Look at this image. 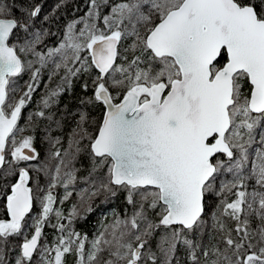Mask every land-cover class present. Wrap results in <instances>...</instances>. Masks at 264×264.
<instances>
[{
	"label": "snow or ice",
	"instance_id": "snow-or-ice-1",
	"mask_svg": "<svg viewBox=\"0 0 264 264\" xmlns=\"http://www.w3.org/2000/svg\"><path fill=\"white\" fill-rule=\"evenodd\" d=\"M41 12L33 0H0V264L28 227L34 192H43L40 211L14 264H65L69 254L75 264H181V251L187 264H264V0H88L55 46L45 43L50 16L37 24ZM43 72L59 79L45 83L42 107L20 127ZM74 79H83L81 105L102 104V118L90 132L81 111L66 144L49 131L40 161L34 136L17 134L35 117L59 127L50 108ZM79 181L87 186L76 191ZM58 186L61 204L78 197L67 216L53 206ZM121 189L130 213L102 218L91 238L72 228L80 206L90 212L94 197ZM210 196L218 203L209 214ZM53 214L57 235L42 243Z\"/></svg>",
	"mask_w": 264,
	"mask_h": 264
},
{
	"label": "trees",
	"instance_id": "trees-1",
	"mask_svg": "<svg viewBox=\"0 0 264 264\" xmlns=\"http://www.w3.org/2000/svg\"><path fill=\"white\" fill-rule=\"evenodd\" d=\"M8 3H12L13 0H7ZM35 3H39L42 5V12L40 14V18L37 21L39 26L40 23L43 22V16L49 15L50 20L48 22H43V26L49 28L54 35L46 38L47 46H55L58 41L62 37V32L64 26L71 20L78 19L83 16L87 11V2L88 0H64V3L61 4L59 8H56V5L60 3V0H33ZM53 9L55 11L53 12ZM82 26V25H81ZM46 50V49H45ZM62 75V73H61ZM28 72L23 73L17 78V88L18 90L15 92L14 97L12 98V102H15V99H18L23 93V86L25 82L28 80ZM58 77L56 80L51 82L48 81L47 73L43 72L41 74V83H39L37 90L32 94L31 99L26 104V106L22 109V117L18 121L20 127H24L26 122L29 120L31 114H33L36 110L40 109L42 106L40 104V98L45 93V83H50L51 87H55ZM83 83V79H74V83L69 87L66 92L61 93V95L57 98V102L51 105L50 112L51 115L60 122V126L57 127L55 123L52 121L35 117L33 123L35 124V128L29 129L25 133H18V139L21 135L32 134L34 136V144L37 150L40 152V161H43L48 155L49 144L46 139V135L51 132L52 136H61L62 143L66 144L67 135L75 126L76 121L79 119V113L81 111H86L88 113L89 118V131H93L94 123L99 121L102 118L103 105L97 103L96 105H81L80 99L84 96V91L80 87V84ZM19 88L21 89V94L18 95ZM91 94L90 92L88 93ZM48 112L49 110H45ZM51 125V128H49ZM37 163L36 161L32 162H20L19 166H30L31 164ZM77 167L80 169L79 176H87L89 169V160L86 154H82ZM230 178V177H229ZM10 182H15L16 177L8 178ZM32 186L35 187L37 181L35 179L32 180ZM39 184L41 189H45L47 186L46 178L41 174L39 179ZM82 181H79L75 190L78 191L81 188L86 187ZM62 186H58L54 191L53 195L56 197V202L54 203V207H58L61 209L65 216L71 211L73 204L78 203V197L75 194V191L68 200H65L63 204L60 203V198L62 195ZM72 190V189H70ZM8 189L4 187V180L0 179V218H4V205L6 203V195ZM34 197H39L43 195V192H34ZM127 192L123 189L118 190L115 196H109L106 198V194L101 193L99 196H96L91 201L92 210L87 211V205L79 207V215L72 221V228L75 231L80 233H87L88 237L91 238L93 234L97 231V227L99 226L100 217L99 215L106 210L114 207L117 213L123 214L125 210L130 213L132 208L131 205H128L126 200ZM218 203V199L215 196L208 197L209 204V214L211 211L215 209L216 204ZM36 210V211H35ZM40 204L39 201H36L34 208L31 213H39ZM54 224L56 218H54ZM60 223L67 224L68 220H62ZM211 220L208 222V229L211 233ZM225 223L229 228L235 227V222L230 218L225 217ZM255 224H253V227ZM32 229V228H31ZM43 231V230H42ZM51 234L49 235V240H53L57 235L55 229L50 230ZM159 235V233H157ZM218 235V234H214ZM54 236V237H53ZM211 239L210 235L204 236V242H208ZM155 246V241H153V247ZM6 260L8 259L6 255ZM179 258L181 259V264H187L186 257L183 252L179 253ZM65 264H75V257L71 254L66 255Z\"/></svg>",
	"mask_w": 264,
	"mask_h": 264
},
{
	"label": "rangeland",
	"instance_id": "rangeland-1",
	"mask_svg": "<svg viewBox=\"0 0 264 264\" xmlns=\"http://www.w3.org/2000/svg\"><path fill=\"white\" fill-rule=\"evenodd\" d=\"M30 76V72H28V77ZM29 79V78H28ZM23 89H24V86H23ZM25 90V89H24ZM23 90V91H24ZM18 93V95L19 94H21V89L19 88V92H17ZM19 136V135H18ZM18 136H17V138H18ZM62 195H64V189L62 188ZM37 200L39 201V199H38V196H37ZM36 211V210H35ZM113 211H115L116 212V210H115V208L114 207H112V208H110L109 210H106L105 212H103V213H101L100 215H99V217H100V221H101V219L102 218H104V217H111V214L113 213ZM38 215V213H31V215L27 218V223H28V227H26L25 229H24V231H23V233L21 234V235H18V236H16V237H13L12 238V242L9 244V248L11 249L10 251H7V253H6V255H7V257H8V259H7V262H8V264H14V262H15V258H16V256L18 255V252H19V248H18V245L20 244V243H22L23 242V239H24V237L25 236H28V237H30V235H31V233H32V231H33V228L31 227V225H32V218L33 217H35V216H37ZM54 218H55V216H54V214L52 215V217L50 218V220L45 224V226L43 227V231H42V233H43V236H42V243L46 240V241H48V242H51L52 240H49V235L51 234V232H50V230L51 229H54L53 227H52V225L54 224ZM56 223V222H55ZM99 227V226H98ZM98 227H97V229H98ZM32 228V229H31ZM54 237V236H53ZM54 239V238H53Z\"/></svg>",
	"mask_w": 264,
	"mask_h": 264
},
{
	"label": "water",
	"instance_id": "water-1",
	"mask_svg": "<svg viewBox=\"0 0 264 264\" xmlns=\"http://www.w3.org/2000/svg\"><path fill=\"white\" fill-rule=\"evenodd\" d=\"M25 151H27V150H25Z\"/></svg>",
	"mask_w": 264,
	"mask_h": 264
}]
</instances>
